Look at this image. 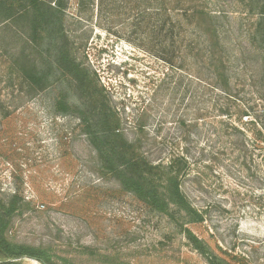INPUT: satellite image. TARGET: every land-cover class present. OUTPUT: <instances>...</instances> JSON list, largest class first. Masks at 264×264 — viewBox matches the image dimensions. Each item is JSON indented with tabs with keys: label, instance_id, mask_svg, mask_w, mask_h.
I'll return each mask as SVG.
<instances>
[{
	"label": "rangeland",
	"instance_id": "rangeland-1",
	"mask_svg": "<svg viewBox=\"0 0 264 264\" xmlns=\"http://www.w3.org/2000/svg\"><path fill=\"white\" fill-rule=\"evenodd\" d=\"M139 2L68 0L67 43L139 153L163 165L185 156L179 183L201 220L161 212L107 173L70 105L84 94L67 79L33 91L14 63V30L1 26L0 201L18 199L7 238L56 264H264V62L251 16L239 0H204L222 17L229 82L219 88L144 49ZM13 263L43 264H3Z\"/></svg>",
	"mask_w": 264,
	"mask_h": 264
},
{
	"label": "trees",
	"instance_id": "trees-1",
	"mask_svg": "<svg viewBox=\"0 0 264 264\" xmlns=\"http://www.w3.org/2000/svg\"><path fill=\"white\" fill-rule=\"evenodd\" d=\"M239 1L244 4L245 15L251 16L249 40L258 42L264 62V0ZM67 3L68 0H0V27L13 29L19 41L14 54L18 75L35 92L46 90L53 80L74 81L84 97L81 96L80 106L70 105L80 112L102 168L157 210L168 212L171 206L185 213L188 222L200 221V214L192 208L179 183L185 156L176 155L163 165L154 164L139 153L135 142L125 138L116 112L105 105L102 91L90 72L72 57L63 28ZM139 3L143 9L135 29H139L140 44L146 51L171 69L188 65L198 80L202 78L219 88L228 87L227 52L219 14L211 11L204 0H140ZM142 24L146 30H140ZM57 100L60 105L64 102L70 106L61 93ZM17 201L16 193L7 203L0 201V263L30 257L43 264H56L45 250L13 243L7 238ZM186 236L197 244L188 229Z\"/></svg>",
	"mask_w": 264,
	"mask_h": 264
},
{
	"label": "water",
	"instance_id": "water-1",
	"mask_svg": "<svg viewBox=\"0 0 264 264\" xmlns=\"http://www.w3.org/2000/svg\"><path fill=\"white\" fill-rule=\"evenodd\" d=\"M15 260H17V259H15Z\"/></svg>",
	"mask_w": 264,
	"mask_h": 264
}]
</instances>
